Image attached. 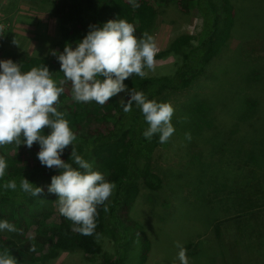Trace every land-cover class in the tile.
Segmentation results:
<instances>
[{"label":"rangeland","instance_id":"rangeland-1","mask_svg":"<svg viewBox=\"0 0 264 264\" xmlns=\"http://www.w3.org/2000/svg\"><path fill=\"white\" fill-rule=\"evenodd\" d=\"M52 1L0 0V49L45 57L59 30ZM232 2L236 23L224 52L190 88L157 101L174 107L175 133L153 157L162 189L141 183L132 209L153 243L147 264H180L177 242L187 250L189 264H238L233 258L239 256L245 264H264V0ZM202 29L203 20L193 13L175 6L161 13L149 32L158 47L156 64L145 76L172 74L181 56L166 51L179 36L198 37ZM248 100L257 103L253 110ZM197 102L204 103L205 115L191 111ZM15 232L0 235L17 240ZM116 234L108 222L98 262L115 255ZM141 246L139 239L123 264H141ZM36 264L94 263L74 250Z\"/></svg>","mask_w":264,"mask_h":264},{"label":"trees","instance_id":"trees-1","mask_svg":"<svg viewBox=\"0 0 264 264\" xmlns=\"http://www.w3.org/2000/svg\"><path fill=\"white\" fill-rule=\"evenodd\" d=\"M52 6L59 30L48 54L35 57L2 48L0 59L21 64L22 71L45 65L58 85L64 77L52 51L62 53L69 43L75 46L87 35L89 25L102 26L110 20L126 19L135 26V35L141 37L150 32L155 19L170 6H175L183 14L193 13L200 17L203 20L201 34L198 37L183 34L166 51L181 56V62L172 74L143 78L134 74L126 80L129 90L144 92L149 99L156 101L169 92L190 88L205 68L224 52L232 39L237 14L232 0H53ZM60 86L65 91L54 106L64 114L76 135L74 146L69 145L61 158L78 167L74 158L71 159L75 148L76 154L92 163L94 170L105 174V178L115 184V189L105 205L97 209L94 233L81 235L70 220L60 215L58 197L48 192L51 178L59 175V170L41 165L37 158L39 145L34 144L29 149L22 145L21 137V144L14 142L0 146V155L5 157L8 165L4 178L0 180V219L12 223L18 237L15 240L13 235H0V251L12 252L18 264H36L57 257L61 251L74 250L82 251L94 264H123L129 248L140 239L141 264H147L153 243L132 218V209L139 198L141 183L152 191L163 187V180L153 171L154 154L162 145L159 136L155 135L151 140L144 138L143 132L148 125L135 105L125 113L117 96L104 105L95 101L77 103L72 97L71 82L66 81ZM127 99L126 95L124 100ZM247 103L251 110L257 105L251 100ZM191 111L205 115L207 109L203 102H197ZM43 131L45 134L49 132L47 128ZM23 176L43 188L40 197L19 190ZM9 180L16 181L17 190L2 187ZM108 222L117 230L115 255L98 262L104 254L100 241ZM222 244L226 248L225 241ZM240 257L231 258L238 264H245Z\"/></svg>","mask_w":264,"mask_h":264},{"label":"clouds","instance_id":"clouds-1","mask_svg":"<svg viewBox=\"0 0 264 264\" xmlns=\"http://www.w3.org/2000/svg\"><path fill=\"white\" fill-rule=\"evenodd\" d=\"M135 26L126 19L110 20L102 26L89 25L87 35L75 46L71 43L62 53L52 51L60 64L64 79L59 85L52 79L47 66L33 67L22 71L21 64L11 59H0V146L21 144L29 149L39 145L37 158L42 166L59 170L51 178L48 192L55 194L59 213L70 220L81 235H92L96 228L97 209L105 205L115 189V184L105 174L94 170L93 164L76 154L66 163L61 157L64 150L73 145L76 135L64 114L54 106L64 93L63 85L71 82L72 97L77 103L95 101L104 105L122 92L128 99H121L120 106L125 113L138 108L147 123L143 136L151 140L159 136V143L165 144L175 133L172 117L175 109L171 103L149 99L144 92L129 90L125 80L133 74L143 78L147 70L156 64L158 47L155 38L145 32L135 35ZM49 130L48 134L43 131ZM190 141L191 133H185ZM7 161L0 155V180L6 174ZM4 189L17 190L15 180L2 185ZM19 190L32 197H40L43 188L35 186L24 176ZM15 232V226L0 219V232ZM177 259L180 264H189L186 249L177 242ZM0 264H18L8 250L0 251Z\"/></svg>","mask_w":264,"mask_h":264}]
</instances>
